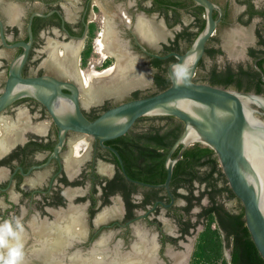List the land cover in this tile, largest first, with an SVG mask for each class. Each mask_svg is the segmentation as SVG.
Instances as JSON below:
<instances>
[{"label": "flooded vegetation", "instance_id": "flooded-vegetation-1", "mask_svg": "<svg viewBox=\"0 0 264 264\" xmlns=\"http://www.w3.org/2000/svg\"><path fill=\"white\" fill-rule=\"evenodd\" d=\"M209 1L215 5L212 16L217 26L194 82L211 84V74L228 67L235 73L259 72L258 68L264 73V0ZM207 23V10L194 0H0V94L12 63L26 51L21 43L30 44L24 78L50 76L83 88L94 53L98 58L94 68L101 75L118 69L151 73L149 80L137 83L138 88L130 92L115 91V80L105 76L103 84L108 88L102 86L97 96L80 94L82 111L93 121L123 102L157 94V75L165 78L177 58H158L148 52L159 57L185 54ZM151 125L164 131L166 120L147 115L127 132L138 144L126 147L130 159L126 163L120 150L124 146L110 141L102 145L74 131L66 134L55 157L60 129L36 98L18 99L0 114V224L10 221L17 232L11 243L22 246L20 264H50L58 234L68 240L55 250L59 256L55 259L63 264L109 260L128 264L135 255L142 257L145 246L153 248L147 255L151 261L141 258L140 264L192 263L208 223L206 210L223 205L236 214L242 203L225 191L211 198L212 185L201 181L212 172L208 163L176 168L186 150L197 143L175 164L168 189L166 164L172 148L163 163L140 151L150 149L144 136ZM181 149L172 157L177 158ZM219 170L214 173L216 186L230 188ZM217 228L214 223L213 229ZM220 232L230 260L232 239ZM6 252L0 248V264Z\"/></svg>", "mask_w": 264, "mask_h": 264}, {"label": "water", "instance_id": "water-1", "mask_svg": "<svg viewBox=\"0 0 264 264\" xmlns=\"http://www.w3.org/2000/svg\"><path fill=\"white\" fill-rule=\"evenodd\" d=\"M194 1L207 10L208 23L190 49L185 54L171 53L165 57L148 52L158 58H177V62L168 70L171 79L169 88L149 97L123 102L92 121L81 108L80 94H85L82 87L50 76H22L30 44L21 43L19 45L24 46L26 51L10 67L9 78L0 94V114L23 97H33L43 103L60 129L55 157L63 147L69 131L88 135L104 145L107 141L127 134L135 122L144 116H173L179 119L184 122L185 128L168 155L165 186L169 189L173 168L189 146L201 143L210 147L219 158L230 188L243 205L246 226L264 259L261 182L245 149L246 143H253L256 139L262 142L264 139V94L194 82L206 43L217 26L212 16L215 5L209 0ZM2 37L8 46L3 33ZM257 70L264 80L263 71L260 68ZM180 103L186 107L183 108ZM246 111L254 123L248 121ZM179 146L182 147L179 156L173 158L172 154Z\"/></svg>", "mask_w": 264, "mask_h": 264}, {"label": "trees", "instance_id": "trees-1", "mask_svg": "<svg viewBox=\"0 0 264 264\" xmlns=\"http://www.w3.org/2000/svg\"><path fill=\"white\" fill-rule=\"evenodd\" d=\"M169 2V0H162ZM177 5H183L177 3ZM187 36V34H184ZM183 35V36H184ZM194 36H191L190 43H192ZM91 56V49L86 53V61ZM171 57L169 60H174ZM156 64H159L158 60H155ZM260 63H263L261 61ZM262 67V65H260ZM211 84L214 86H220L224 88H234L239 91L245 92H256L258 94H264V80L262 75L257 71L239 70V72H233L228 67L227 70L211 74ZM156 84L158 87V93L169 88L171 86V79L168 75L165 78L157 75ZM135 98L138 97V93H135ZM166 120L165 130L161 131L163 127H150L149 132L144 136V140L147 142L150 149L140 150L141 154L150 155L151 160L163 163L166 159L172 146L180 138L185 128L184 122L173 116H163ZM113 145H122L124 148H120L122 151L123 159L126 163L130 161L129 153L127 148L131 144H138L137 141H133L127 135L110 141ZM180 149V148H179ZM179 149L174 153L173 157L178 155ZM157 150V151H156ZM185 163L189 164H201L208 163L212 172L204 176L201 181H208L209 185H212L210 196L212 199L223 191L227 192L230 197H235L232 190L225 184V187L219 189L216 186V179L214 173L219 170V162L215 153L209 147H203L197 143L195 146L189 148L184 153L182 159L176 165V168L183 167ZM175 168L173 180L176 178L177 169ZM220 175L224 177V174L219 170ZM163 178L166 177V171ZM208 214V223L206 229L201 233L196 250L193 255L191 264H264V259L258 252L251 234L246 226V219L244 208L241 205L238 213L232 214L225 210L223 205H215L211 209L206 210ZM216 213V214H215ZM214 223L217 224L218 228L213 229ZM220 229L224 230L231 238L232 251L231 259L228 260L224 253L223 237Z\"/></svg>", "mask_w": 264, "mask_h": 264}, {"label": "bare ground", "instance_id": "bare-ground-1", "mask_svg": "<svg viewBox=\"0 0 264 264\" xmlns=\"http://www.w3.org/2000/svg\"><path fill=\"white\" fill-rule=\"evenodd\" d=\"M120 72H122V70L118 69L112 75L118 76V74H120ZM96 75L99 76L101 74L98 73ZM180 104L183 108L186 107V105L184 103H180ZM68 107H69V105H68ZM68 107H64V108H68ZM246 116H247V119L250 123H254L253 120L251 119L250 113L248 111H246ZM0 147L3 148V144L1 142H0ZM245 149H246V152H247L251 162L253 163L256 171L258 172L260 182H261V196H262V200L264 203V139L262 140V142L259 141V139H256V140H254L253 143H246ZM58 232H53V233L55 234V236H57L56 233H58ZM58 235H59V237L53 242L54 246H53V248H51V251H50V253L53 257V260H52V262H50V264H63L62 261L55 259V258L59 257L55 254L56 253L55 250L56 249L58 250V248L64 247L65 245H67L68 240L66 238H64L63 235H61V234H58ZM143 238L144 237H142L141 239L144 240ZM143 248L140 250V252L143 253V254L140 253L142 256L141 258L142 259L145 258L146 260H148L150 262L151 258H148L150 256L149 252L153 248L151 246H145ZM59 251H61V250H59ZM146 251H148V252H146ZM53 253L55 254L56 257L53 255ZM61 253H63V252H61ZM140 254H139V256H140ZM147 255H148V257H147ZM135 256L133 257V260H130V262L128 261L127 263L128 264H140L138 261H140L141 258H136ZM178 258H179V256H178ZM177 260H180V258ZM72 263L73 262H71L70 264H72ZM75 264H83V263L77 262ZM85 264H120V263H118L117 261H114V260H109V261H101V262H94V263L86 262ZM176 264H181V262L178 261ZM182 264H184V262Z\"/></svg>", "mask_w": 264, "mask_h": 264}, {"label": "rangeland", "instance_id": "rangeland-1", "mask_svg": "<svg viewBox=\"0 0 264 264\" xmlns=\"http://www.w3.org/2000/svg\"><path fill=\"white\" fill-rule=\"evenodd\" d=\"M97 63H98L97 54L94 53V57L92 58V63L89 65L88 70L85 72L83 77V82H84L83 89L85 93L83 94V96L85 98L97 96V92L102 89V86L108 88V86L103 84V80H104L103 78L105 76H107V78L109 77L111 81L115 80V83H113L112 85L114 86L113 89H116L115 91L119 89L118 91L122 90L124 91V93H126L127 91L130 92L131 90L138 88L136 87L137 83L140 84L141 82L142 83L146 82L147 80L150 79L151 76L150 72H147L145 74L142 72L129 71V69L128 70L123 69L122 72L118 74V76L111 75L113 74L111 72L108 73V75L104 74L97 76L96 74H98L99 72H97V70L94 68V65H96ZM112 76H114L115 78ZM116 84L118 85L117 87L115 86Z\"/></svg>", "mask_w": 264, "mask_h": 264}, {"label": "clouds", "instance_id": "clouds-1", "mask_svg": "<svg viewBox=\"0 0 264 264\" xmlns=\"http://www.w3.org/2000/svg\"><path fill=\"white\" fill-rule=\"evenodd\" d=\"M16 227H19L17 223ZM17 237V232L14 231L10 221H5L0 224V248L7 250L6 256L2 260V264H20L21 245L12 244L11 240Z\"/></svg>", "mask_w": 264, "mask_h": 264}]
</instances>
